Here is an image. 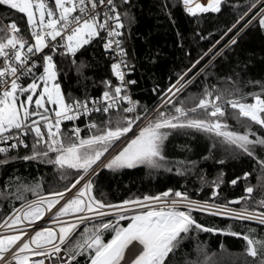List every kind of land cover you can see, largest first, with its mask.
I'll list each match as a JSON object with an SVG mask.
<instances>
[{"label": "snow or ice", "instance_id": "1", "mask_svg": "<svg viewBox=\"0 0 264 264\" xmlns=\"http://www.w3.org/2000/svg\"><path fill=\"white\" fill-rule=\"evenodd\" d=\"M177 3L197 19L201 14L221 13L225 5L239 7L228 0H174L173 6ZM129 4L130 0H0V6L26 16L30 34L26 38L14 21L0 29V154L4 155L0 165L20 159L51 165L54 170L47 190L42 187L44 178H40L35 184L22 186L33 199L15 197L24 202L12 208L10 223L3 227L24 224V228L0 236V264H45V259L49 264H80L78 256L84 257V264H171L191 231L242 236L247 255L259 257V264H264V237L257 239L255 229L240 232L231 225L226 229L206 227L192 216L193 211H199L264 225V211L257 210L264 208V198L253 201L252 186H245L244 196L225 203L215 202L216 181L211 182L212 201L192 199L187 192L171 188L118 204L94 195L104 170L143 165L171 172L173 162L166 155L165 141L171 135L190 132L205 133L212 140L202 159H214L217 149H223L235 155L247 154L264 169V159L255 154L257 145L264 146V136L251 132L247 122L245 131L239 132L229 130L222 120L225 107L230 106L238 110L239 117L264 128V84L260 92L245 93L230 76L217 77L209 71L217 57L237 43L244 29L253 26L264 31V7L253 13L264 0H254L238 13L219 39L177 73L175 82L170 81L164 89L153 88L159 101L151 109L133 99L131 89L137 82L128 79L134 65L124 47L122 29L124 19L129 18L125 9ZM233 30L235 34L217 49ZM196 35L200 36L199 31ZM212 36L208 33L200 39ZM96 42H102L111 60L110 77L100 81L103 91L97 97L87 92L83 97L65 94L60 76L67 75L66 69L80 73L85 62L77 61V56ZM205 58L207 62L201 66ZM200 77L204 78L202 92L181 98ZM212 78L218 83H210ZM225 81L231 87H221ZM249 97L251 102H247ZM94 115L100 119H93ZM82 118L88 119L84 134L75 123ZM65 121L71 126L62 128ZM29 136L33 141L30 154L8 155L10 150L27 149ZM175 163L177 173L183 174L196 162ZM243 176L247 179L249 173ZM13 179L17 178H8ZM239 179L230 183L235 185ZM241 203L239 208L229 206ZM88 224L91 228L84 227L75 243L62 248L81 225ZM29 228L30 232L25 231ZM105 233L110 238L105 239ZM197 251H202L200 246ZM186 264H208V256L204 253V261L186 260Z\"/></svg>", "mask_w": 264, "mask_h": 264}, {"label": "trees", "instance_id": "2", "mask_svg": "<svg viewBox=\"0 0 264 264\" xmlns=\"http://www.w3.org/2000/svg\"><path fill=\"white\" fill-rule=\"evenodd\" d=\"M51 2V0H50ZM254 0H228V4L238 5L231 8L225 5L221 13L201 14L199 18L187 15L180 4L174 5V0H130L125 9L129 18L124 19V47L129 60L134 65V70L128 75V79L137 83L131 92L134 100L140 105H147L150 109L159 101V97L152 91L153 88H167L170 81L175 82L177 73L190 66V61L198 58V55L206 51L220 35L235 21L238 13L246 10V6ZM264 5L258 4L253 13ZM124 9H121L123 11ZM170 13L171 15L169 16ZM252 13H250L251 15ZM11 21L17 23L21 33L27 29V21L24 14L11 10L6 6H0V29L5 28ZM243 24V22H241ZM241 25H238V29ZM207 37L201 40L196 35ZM236 30L229 33L225 40L217 45L222 48L227 40L234 35ZM190 55H187L189 54ZM205 58L201 66L207 62ZM83 60L85 67L80 73L75 69L65 70L67 75L60 76L62 90L65 94L83 97L85 92L91 96L100 95L103 85L100 81L110 77V60L101 49V42L85 46L82 55L77 56V61ZM200 67V66H198ZM195 71V70H194ZM217 77H231L236 81L243 92H260L261 84H264V31L258 27L249 26L241 32L237 43L231 48L225 49L223 55L217 57L215 67L209 69ZM114 79V78H113ZM204 78L200 77L181 93V98L190 94H199L203 89ZM260 83H253V82ZM210 83H218L217 78H212ZM221 87H231V83L225 81ZM251 102V97L247 99ZM126 106V105H125ZM93 119H100L94 115ZM223 122L229 130L244 132L246 122L250 124V131L264 136V130L253 122L239 117L237 112L229 106L225 107ZM81 123H88L84 119ZM68 127L62 125V128ZM82 130V134L85 133ZM255 137L250 136V139ZM29 147L10 151V156H23L31 153L32 139H26ZM166 143V155L173 162L169 166L172 171H166L163 167L150 169L138 165L131 169H119L116 171L104 170L98 177L94 189V195L103 201L118 204L124 199L142 197L143 195H156L171 188L181 192H187L190 198L196 200L211 197L212 181L219 183L216 189L218 198L216 203L232 201L244 196L246 185L253 187L251 199L253 201L264 198V169L257 160L247 154L235 155L231 151L217 149L214 159H202L207 155V148L212 143L209 135L201 132H190L188 135H171ZM40 147V146H38ZM187 149V150H185ZM257 157L264 159V146L255 148ZM4 155L0 154V160ZM223 159V163L217 160ZM194 161L195 167L188 166L187 171L178 174L176 161ZM53 168L37 161H23L17 159L0 165V223L12 212L13 207H19L24 200H17V195H23L25 200L33 199L31 192L23 190V185L35 184L40 178H44L42 187L46 190L52 180ZM244 172H248L247 179ZM9 177L17 179L8 180ZM241 177L235 185L230 181ZM9 187L5 188V182ZM20 187V191H17ZM243 203V202H242ZM241 204L229 205L241 207ZM264 211V208H258ZM193 218L206 227L226 229L229 225L234 231L245 232L255 229L257 239L264 237V225L253 221L233 220L225 216H213L201 212H192ZM81 225L76 233L68 238V241H76L78 234L86 226ZM66 242V243H67ZM223 245V248L221 247ZM200 246L202 251H197ZM246 243L241 237L227 234L191 231L188 237L180 245L179 251L173 257L171 264H186V260L204 261V253L208 256V264H259L260 258L248 256L245 251ZM64 248H67L65 244ZM80 264H84V257L78 256ZM71 264V262H70Z\"/></svg>", "mask_w": 264, "mask_h": 264}, {"label": "built area", "instance_id": "3", "mask_svg": "<svg viewBox=\"0 0 264 264\" xmlns=\"http://www.w3.org/2000/svg\"><path fill=\"white\" fill-rule=\"evenodd\" d=\"M23 35H25L26 38L30 35L27 29L23 32ZM101 49H102V52H103L104 55H105V51H104V49H103V47H102V42H101ZM105 56L109 59V57H108L107 55H105ZM109 60H110V59H109ZM110 62H111V60H110ZM97 96H99V95H96V96H93V97H97ZM84 119H86V118L79 119V120H77V121L75 122L76 125L79 126V127L81 128V130L86 129V125L88 124V123H81V121L84 120ZM62 125H67L68 127L71 126V125H70V122H66V121H65V122H62ZM9 143H10V142H9ZM26 143H27V142H26ZM21 148H23V147H21ZM19 149H20V148H19ZM10 151H17V150H10ZM17 208H19V207H17ZM235 208H236V207H235ZM10 213H11V212H10ZM46 215H47V213H46ZM10 220H11V217H10V215H8V216L4 219V221L0 223V236H2V235H13V234H16V232L14 231L15 229H17V228H24V224L12 225L11 228L3 227V225H4L5 223H10ZM253 222H256V221H253ZM25 223H26V222H25ZM37 223H40V222L37 221ZM25 231L30 232L31 229H30V228H29V229H25ZM22 239H24V237H22ZM62 248H64L63 245H62ZM6 255H7V254H6ZM62 255H63V253H62ZM29 258H30V259H37V257H33V256H30ZM64 259L67 260V256H64ZM13 264H15L14 261H13ZM45 264H49V260H48V259H45Z\"/></svg>", "mask_w": 264, "mask_h": 264}, {"label": "rangeland", "instance_id": "4", "mask_svg": "<svg viewBox=\"0 0 264 264\" xmlns=\"http://www.w3.org/2000/svg\"><path fill=\"white\" fill-rule=\"evenodd\" d=\"M26 17V16H25ZM27 21V20H26ZM34 106V105H33ZM230 107V106H229ZM231 108V107H230ZM234 111H236L237 112V114H238V110H234ZM243 118V117H242ZM245 120H246V118H244ZM259 126V125H258ZM261 127V126H260ZM262 128V127H261ZM263 130H264V128H262ZM170 195H171V193H170ZM237 208H239V207H237ZM193 212H199V211H193ZM86 227H89V228H91V225L90 226H86ZM84 229V228H83ZM83 229H81V231L80 232H82L83 231ZM80 232H79V234H80ZM216 233H220V234H222L221 232H216ZM79 234H78V236H79ZM108 238H110V234H108V233H105V239H108ZM241 238H242V236H241ZM78 239V238H77ZM76 239V240H77ZM68 241V240H67ZM66 241V242H67ZM65 242V246H67L68 247V245L69 244H73V243H75V241H69V242H67L66 243ZM246 243V242H245Z\"/></svg>", "mask_w": 264, "mask_h": 264}, {"label": "water", "instance_id": "5", "mask_svg": "<svg viewBox=\"0 0 264 264\" xmlns=\"http://www.w3.org/2000/svg\"><path fill=\"white\" fill-rule=\"evenodd\" d=\"M244 194H245V192H244ZM235 200V199H234ZM231 205H236V204H231Z\"/></svg>", "mask_w": 264, "mask_h": 264}]
</instances>
